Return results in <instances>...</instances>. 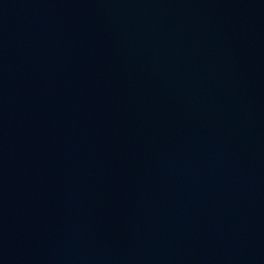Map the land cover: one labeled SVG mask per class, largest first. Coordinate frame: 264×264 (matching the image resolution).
I'll use <instances>...</instances> for the list:
<instances>
[{"label":"water","instance_id":"1","mask_svg":"<svg viewBox=\"0 0 264 264\" xmlns=\"http://www.w3.org/2000/svg\"><path fill=\"white\" fill-rule=\"evenodd\" d=\"M0 264H264V0H0Z\"/></svg>","mask_w":264,"mask_h":264}]
</instances>
